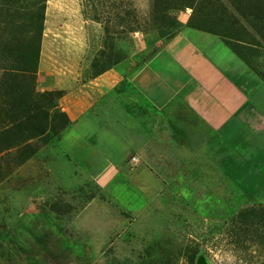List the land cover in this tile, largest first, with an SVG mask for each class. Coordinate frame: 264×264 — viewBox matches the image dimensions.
Returning a JSON list of instances; mask_svg holds the SVG:
<instances>
[{"label": "rangeland", "instance_id": "obj_1", "mask_svg": "<svg viewBox=\"0 0 264 264\" xmlns=\"http://www.w3.org/2000/svg\"><path fill=\"white\" fill-rule=\"evenodd\" d=\"M135 4L147 17L149 1ZM170 13L188 21L191 11ZM111 37L117 57L132 53V36ZM103 39L100 25L83 16L80 0H47L37 91L65 82H71L67 90L82 85L93 59L104 49ZM260 54L264 68V50ZM237 84L248 91L261 82ZM122 87L128 101L123 109L144 111L131 86ZM260 91L254 108L242 116L246 127L207 136V155L197 159L189 154V162L182 163L190 174L172 179L174 207L161 215L162 225L150 229L148 240L135 236L134 216L102 191L101 179L72 161L71 141L61 144L70 126L48 144L32 141L37 152L29 158L22 150L0 154V264H264V251L253 242L255 234L245 228L240 232L232 223L239 211L264 205V84ZM169 116L185 130L204 133L193 117L181 111ZM194 148L191 144L190 150ZM133 158L129 155L127 162ZM169 181L172 184L164 180L158 187ZM155 196L150 194V199ZM94 202L126 223L103 242L86 241L76 229L78 215Z\"/></svg>", "mask_w": 264, "mask_h": 264}, {"label": "crops", "instance_id": "obj_2", "mask_svg": "<svg viewBox=\"0 0 264 264\" xmlns=\"http://www.w3.org/2000/svg\"><path fill=\"white\" fill-rule=\"evenodd\" d=\"M186 21L180 20L183 26L168 39L156 31L135 33L133 51L124 61L82 85L67 90L71 82H65L49 88L66 90L58 104L71 125L61 144L71 141L72 161L101 179L102 191L134 216V234L145 240L162 225L161 215L173 209L172 179L190 174L182 164L189 162V154L203 157L207 136L246 127L242 116L263 93L264 83L218 36L187 27ZM239 80L262 85L243 91ZM125 83L144 111L123 109L128 102ZM176 111L193 117L204 133L174 123L169 115ZM129 155H134L130 164ZM169 179L172 184L158 187ZM150 194L157 195L155 200ZM125 225L117 213L111 215L95 202L85 206L76 221L77 233L89 242L106 241Z\"/></svg>", "mask_w": 264, "mask_h": 264}, {"label": "trees", "instance_id": "obj_3", "mask_svg": "<svg viewBox=\"0 0 264 264\" xmlns=\"http://www.w3.org/2000/svg\"><path fill=\"white\" fill-rule=\"evenodd\" d=\"M80 1L83 16L99 24L104 35V49L82 84L128 57L116 56L112 35L124 39L157 31L168 39L183 26L170 12L186 9L191 11L187 27L218 36L264 81L259 62L264 50V0H147V17L139 13L138 0ZM46 2L0 0V154L22 150L29 158L37 152L32 141L48 144L71 125L58 104L64 92L37 91ZM232 223L240 232L245 228L255 234L254 244L264 251V205L239 211Z\"/></svg>", "mask_w": 264, "mask_h": 264}, {"label": "built area", "instance_id": "obj_4", "mask_svg": "<svg viewBox=\"0 0 264 264\" xmlns=\"http://www.w3.org/2000/svg\"><path fill=\"white\" fill-rule=\"evenodd\" d=\"M133 160H134V158H133Z\"/></svg>", "mask_w": 264, "mask_h": 264}]
</instances>
